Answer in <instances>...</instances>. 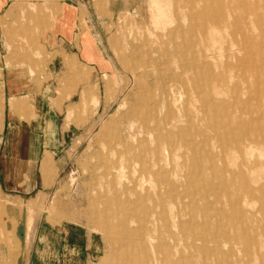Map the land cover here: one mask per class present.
I'll list each match as a JSON object with an SVG mask.
<instances>
[{
  "label": "rangeland",
  "instance_id": "obj_1",
  "mask_svg": "<svg viewBox=\"0 0 264 264\" xmlns=\"http://www.w3.org/2000/svg\"><path fill=\"white\" fill-rule=\"evenodd\" d=\"M187 1L190 0H157L162 2L160 7L170 9L186 7ZM159 6L150 0H0V153L7 143L9 129L24 130V123L32 119L33 97L39 93L44 92L59 114L58 125L65 130L73 127L74 132L61 154H46L41 163L32 165L25 155V134L14 136L11 157L4 159L2 165L15 176L1 172L0 167V264L14 261L13 242L17 241L15 230L21 223L22 211L29 236L21 264H34L38 255L42 259V243H49L50 250L45 251V247L41 264L139 263L141 251L133 252V247L128 248L125 242L137 224L129 223L125 214L122 220L104 213L99 203L91 201L93 184L88 168L102 124L111 119L118 105L125 101L127 106L138 97L132 77L139 73L136 57L147 51L143 45L146 38L156 35L151 15H156L153 7ZM21 28L26 34L20 35ZM224 30L228 34L230 29ZM229 39L238 41L237 36ZM229 62L224 59L222 64ZM223 77L228 80L236 77L240 84L243 82L237 78L236 68ZM232 83L217 88L222 95L219 101L228 98ZM170 92L167 100L173 110L182 111L187 106L186 114L191 118L187 131L190 151L187 154L178 151L171 170L166 167L167 154H162L161 180L164 178L169 190L164 195L162 192L164 199L156 210L162 212L171 207L184 233L178 224L176 228L164 229L162 239L154 244L162 245L161 254H156L159 258L166 256L170 264H264V160L258 164L255 156L244 157L238 151L232 156H217L211 131L215 126L208 120L200 121L202 113H211L203 112L207 107L199 103L201 94L178 87ZM242 97L252 104L253 121L262 123L264 99L257 100L254 93ZM108 98H112L111 103L102 111ZM234 108H230L231 115ZM238 109L236 116L248 117L243 108ZM227 113L230 114L229 110L222 109L223 117ZM234 126L237 132L239 128ZM243 158L248 170L245 179L238 180L236 192L231 193L229 200L217 196L221 185L220 179L213 175L214 168L228 176L231 166L239 165ZM125 172L127 177L128 171ZM125 177L124 188L129 191L133 185ZM40 180L43 186L34 187ZM161 186V191L167 190ZM169 191L173 193L171 197ZM53 198H58V202L53 204L49 215L43 209L50 206ZM73 235L80 237L78 259L70 258L64 247L67 237ZM167 235L173 237V243L164 241ZM185 236H198L203 242L195 245L193 251ZM131 239L135 243L140 241L133 235Z\"/></svg>",
  "mask_w": 264,
  "mask_h": 264
},
{
  "label": "bare ground",
  "instance_id": "obj_2",
  "mask_svg": "<svg viewBox=\"0 0 264 264\" xmlns=\"http://www.w3.org/2000/svg\"><path fill=\"white\" fill-rule=\"evenodd\" d=\"M150 1L158 6L162 3L157 0ZM153 8L156 15H151V26L156 35L146 38L143 43L147 51L137 54L136 68L139 73L135 72L132 76L138 97L134 103H127V106L125 101L118 105L110 115L111 119L100 127L96 140L97 148L92 156L88 175L93 184L91 201L99 203L103 207L102 212L113 214V217L122 220L125 214L129 223L137 224L134 233L127 234L125 242L128 248L133 247V252L141 251L142 256L138 264H170L171 261L167 260L166 256L161 255L159 258L156 254H161L162 245L155 247L154 244L162 239L164 229L176 228L177 224L182 233L184 229L178 217L173 215L171 207L162 212L156 210L164 199L162 192L164 195L169 190L164 178L161 180L160 162L162 154L166 153V167L170 168L178 151L184 154L190 151L187 131L191 126V118L189 120L187 117L186 105L182 111L173 110L167 98L170 91L176 87L201 94L199 103L207 107L203 112L210 110L211 113H202L200 121L208 120L215 126L210 130L216 142L215 147L218 148L217 156H232L238 151L244 157L255 156L258 164L264 160V113L260 116L263 124L254 122L252 104L242 100L244 94L250 93L257 94V100L264 99V0H190L187 1L186 7ZM224 29H230L229 35L224 34L227 33ZM18 32L20 35L26 34L22 28ZM230 36H237L238 41L230 42ZM232 47H235L234 51L230 50ZM224 59L230 62L223 65ZM234 68L237 78L243 81L241 84L236 77L229 80L223 77L227 71ZM230 82L232 85L227 91L228 98L219 101L222 95L217 88ZM243 83H246L245 87L242 86ZM111 100L112 98H108L102 111L108 109ZM232 107L236 108L232 110L231 115ZM238 108H243L248 117L242 118V114L236 116L235 113H239ZM222 109L225 112L229 110L230 114L227 113L223 117ZM235 124L239 128L237 132H234L232 127ZM201 136L203 138V135ZM201 146L203 147V144ZM203 152L205 154V151ZM244 161L245 158L239 165L233 164L232 169L227 171H232L228 176L213 167V175L220 179L221 185L217 196L222 195L229 200L231 193L236 192L238 180H244L245 172L248 171ZM125 171H128L127 177ZM124 177L133 185L129 191L124 188ZM161 184L166 191H161ZM136 187L139 188V193ZM172 195L169 191L168 196ZM144 201L153 205L147 206ZM56 202L58 198H53L50 206L44 207V212L51 215L53 204ZM23 214L25 216L24 211ZM121 225L124 226V223ZM24 226V242L21 243L17 237V241L13 242L15 257L12 264H18V260L23 259L22 253L29 236L28 227L26 224ZM132 235L139 237L140 241L135 243L131 239ZM200 237L185 236L192 249L203 242ZM124 238L120 239L122 246L125 244ZM164 241L173 243V237L167 235Z\"/></svg>",
  "mask_w": 264,
  "mask_h": 264
},
{
  "label": "crops",
  "instance_id": "obj_3",
  "mask_svg": "<svg viewBox=\"0 0 264 264\" xmlns=\"http://www.w3.org/2000/svg\"><path fill=\"white\" fill-rule=\"evenodd\" d=\"M87 64V62H86ZM91 65V64H90ZM91 68V67H90ZM93 69H97L95 66ZM31 114L32 119H30L27 123H24V130L17 132L13 128L9 129L7 143L4 145L1 153H0V167L1 172L3 170L4 173L7 171V175L10 172L12 175L13 172L11 170H5L2 165V161L6 158L11 157V146L13 143L14 136L18 134H25L26 138V147H25V155L27 159L31 163H41L46 154L57 155L61 154L63 151V147L66 144V141L70 139L73 135V127H69L67 130L63 129L61 125H58V116L56 109H54L48 101L47 96L44 94H37L33 97ZM26 124V125H25ZM61 169V168H60ZM27 170V169H24ZM59 170V169H58ZM28 171V170H27ZM29 172H32V168H30ZM3 174V173H2ZM20 175V174H19ZM15 176V175H14ZM17 176V175H16ZM3 177V176H2ZM4 179V177H3ZM41 181V180H40ZM6 186L12 185L5 181ZM42 181L39 184H34V187H42ZM46 238L44 235L43 240ZM68 243L65 242V249L68 252L70 258H79L81 247L78 245L80 243L79 235L68 236ZM50 244L46 245L42 243L41 248V258L43 259L42 253L50 250ZM45 247H47L45 249ZM45 249V251H44ZM56 252V250H54ZM40 256L35 260L34 264H41Z\"/></svg>",
  "mask_w": 264,
  "mask_h": 264
},
{
  "label": "water",
  "instance_id": "obj_4",
  "mask_svg": "<svg viewBox=\"0 0 264 264\" xmlns=\"http://www.w3.org/2000/svg\"><path fill=\"white\" fill-rule=\"evenodd\" d=\"M25 216L24 214L22 215V218H21V223L17 226L16 228V237L20 240L21 243L24 242V232H25ZM22 263V260L19 259L18 260V264H21Z\"/></svg>",
  "mask_w": 264,
  "mask_h": 264
}]
</instances>
